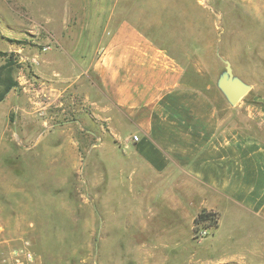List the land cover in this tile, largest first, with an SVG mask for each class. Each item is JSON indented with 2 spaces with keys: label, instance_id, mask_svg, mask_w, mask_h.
Listing matches in <instances>:
<instances>
[{
  "label": "rangeland",
  "instance_id": "374dc122",
  "mask_svg": "<svg viewBox=\"0 0 264 264\" xmlns=\"http://www.w3.org/2000/svg\"><path fill=\"white\" fill-rule=\"evenodd\" d=\"M89 1L0 0V66L10 63L17 83L0 101V264H264V232L252 226L237 230L228 244L212 242L217 213L212 225H196L208 228L206 236L192 230V248L183 242L174 253L154 247L153 232L123 230L137 193L127 180L108 188L97 177L108 165L101 144L111 138L106 130H86L88 108L79 119L74 101L88 89L73 83L72 70L61 69L63 49L79 41L74 33L105 29L90 18ZM113 1L114 17L128 12L166 48L226 126L264 130V0ZM223 60L251 87L236 105L216 84Z\"/></svg>",
  "mask_w": 264,
  "mask_h": 264
},
{
  "label": "crops",
  "instance_id": "0c3cea01",
  "mask_svg": "<svg viewBox=\"0 0 264 264\" xmlns=\"http://www.w3.org/2000/svg\"><path fill=\"white\" fill-rule=\"evenodd\" d=\"M88 6L89 17L105 29L74 33L79 41L72 50L63 49L64 64L58 65L74 72L73 83L81 90L88 89L74 101L79 119L88 108L92 121L86 130H106L111 138L101 144L108 165L97 177L108 188L127 180L137 193L123 230L153 232V246H170L174 253L183 242L192 248L194 218L210 210L218 214L214 244H228L237 230L249 226L263 234L264 130L226 126L214 101L185 78L183 66L166 48L154 43L128 12L114 17L113 0H93ZM136 182L140 189H134ZM106 204L113 211L110 195ZM201 241L196 242L200 247Z\"/></svg>",
  "mask_w": 264,
  "mask_h": 264
},
{
  "label": "water",
  "instance_id": "95a60500",
  "mask_svg": "<svg viewBox=\"0 0 264 264\" xmlns=\"http://www.w3.org/2000/svg\"><path fill=\"white\" fill-rule=\"evenodd\" d=\"M225 63L224 71L217 79V87L230 105H236L250 90V85L240 77L234 75L231 63Z\"/></svg>",
  "mask_w": 264,
  "mask_h": 264
},
{
  "label": "trees",
  "instance_id": "16d2710c",
  "mask_svg": "<svg viewBox=\"0 0 264 264\" xmlns=\"http://www.w3.org/2000/svg\"><path fill=\"white\" fill-rule=\"evenodd\" d=\"M11 64L6 63L0 66V85L3 87L0 91V101L3 99L5 93L10 89V87L17 85L14 79L11 77L9 72L11 71ZM215 212L210 210L200 211L194 218V229L199 223H204L207 225H212L215 223Z\"/></svg>",
  "mask_w": 264,
  "mask_h": 264
},
{
  "label": "built area",
  "instance_id": "2783aa9c",
  "mask_svg": "<svg viewBox=\"0 0 264 264\" xmlns=\"http://www.w3.org/2000/svg\"><path fill=\"white\" fill-rule=\"evenodd\" d=\"M132 139L134 141L138 140V136L136 134L132 135ZM208 234V228L207 227H202L200 225L196 226L194 229V235L196 237H204Z\"/></svg>",
  "mask_w": 264,
  "mask_h": 264
}]
</instances>
